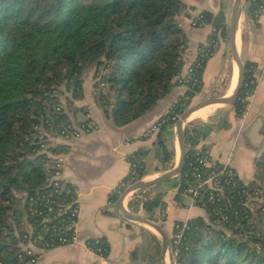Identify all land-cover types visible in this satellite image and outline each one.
Segmentation results:
<instances>
[{
  "label": "trees",
  "instance_id": "trees-1",
  "mask_svg": "<svg viewBox=\"0 0 264 264\" xmlns=\"http://www.w3.org/2000/svg\"><path fill=\"white\" fill-rule=\"evenodd\" d=\"M184 9L182 0H0V264H28L35 259L22 246L39 235L43 240L36 246L43 250L73 238V230L66 228L71 223L72 193L67 192L72 185L50 183L56 173L51 167L55 157L66 149L50 145L48 135L65 137L75 126L69 115L73 104L67 100L65 108L59 88L64 86L73 100H81L83 76L95 67L96 88L103 85L111 92L110 96L102 92L98 101L106 118L118 128L139 120L171 93L174 79L182 73L187 38L177 18ZM262 9L263 0H245L247 19L256 21ZM201 15L204 27L211 26L213 32L200 47L216 53L215 44L228 39L226 12ZM206 63L194 67L201 84L186 92L189 101L180 98L173 113L159 123L157 159L163 170L174 159L165 135L175 124L172 118L182 116L201 92ZM244 69L245 82L233 105L240 117L247 107L244 99L257 85L256 65L245 62ZM77 125L90 130L88 122ZM210 131L206 125L186 130L187 154L179 177L190 178L198 167L196 148ZM129 162L137 166L142 180V154L132 155ZM257 165L263 169L264 161ZM172 181L183 195L184 184L178 178ZM127 182L128 178L111 196L113 205ZM260 189L256 184L247 188L243 182L226 185L216 204L203 196L198 207L209 219L189 222L178 264H264V204L255 213L244 205V193L254 197ZM164 207L160 194L143 205L155 222L156 211ZM87 243L95 253L100 250L107 256L104 240Z\"/></svg>",
  "mask_w": 264,
  "mask_h": 264
},
{
  "label": "crops",
  "instance_id": "crops-1",
  "mask_svg": "<svg viewBox=\"0 0 264 264\" xmlns=\"http://www.w3.org/2000/svg\"><path fill=\"white\" fill-rule=\"evenodd\" d=\"M182 3L185 9L177 22L186 35L187 44L180 77L194 63L198 49L208 42L213 32L211 26L193 27L192 20L205 12L216 15L222 9L227 15L226 0H182ZM223 42L220 40L216 53L207 61L202 75V93H211L213 97L231 96L238 82V67ZM237 44L243 64L251 62L256 65L255 92L243 116H238L235 110H228L222 118L226 122L223 129L214 123L212 126L208 124L211 131L197 148L205 149L215 161L232 167L242 181L249 183L256 176V167L264 148V0L263 9L256 21L246 16L241 19ZM177 82L178 77L173 81L171 93L151 112L120 128L104 115L98 102L99 89L94 81L84 82V97L75 101L74 112L69 115L74 127L88 122L90 130L81 133L80 137L48 135L50 145L66 149L64 154L57 156L63 158L61 179L77 188V240L70 245L49 250L32 245L35 247V264H142L143 256L140 254L152 247L148 242L149 235L153 237L158 234L144 224L126 220L116 205L110 202V198L123 187L130 171L129 157L134 154L141 153L143 156L146 181L160 177L179 164V145L172 138L174 159L169 169L159 167V131L148 133L152 126L170 113L176 101L186 94V88ZM172 134L169 128L165 135L166 145L170 143ZM151 188L150 197L160 194L165 203L164 209L157 210L156 214L162 216L161 227L169 238L166 264H170L171 241L176 224L198 218L208 221L209 217L204 209L191 207V202H185L186 197L179 194L176 182L170 181ZM136 197L139 195L132 193L125 200L126 207L131 211ZM145 199L147 201L149 197ZM145 202L140 203L137 211L133 212L144 214ZM91 239L105 241L109 247L107 256L97 254L88 247L87 241Z\"/></svg>",
  "mask_w": 264,
  "mask_h": 264
},
{
  "label": "built area",
  "instance_id": "built-area-1",
  "mask_svg": "<svg viewBox=\"0 0 264 264\" xmlns=\"http://www.w3.org/2000/svg\"><path fill=\"white\" fill-rule=\"evenodd\" d=\"M202 20H203V15L199 14L194 18V20H192L191 24L195 28H202L204 27ZM217 47L218 44H215L214 48L217 49ZM214 54L215 53L213 54L208 53L204 48L200 47L198 49L197 58L194 61V63L189 67V69L183 76L181 77L178 76V82H177L178 85L185 87L187 92L191 87L199 86L201 83L198 80V78H196L194 67L200 66V64L203 63L204 61H208L210 58L214 56ZM253 94L254 93L247 94L246 98L244 99V102L248 104V101L253 96ZM184 99L186 101H189L188 97H184ZM180 101L181 99L177 100L174 106L172 107V109ZM172 109L170 113L171 112L173 113ZM179 117L180 116L177 115L174 116L172 118V121H174L176 124V122L180 119ZM157 131H159V123L152 126V128L148 133L153 134ZM83 132H88V130H84V128L81 126L73 127L72 132L68 134V137L71 136L80 137L81 133ZM196 150L197 152H196L195 162L198 165V167L192 170L190 174V178L189 177L187 178V176H185V178L178 177L179 184L181 185L184 184L183 196L190 199L191 207H198L203 196H207L209 203L216 204L220 202L224 197L223 195L225 193L226 185L236 186L237 183L243 181L239 178L238 174L232 167H230L227 164H221L215 161L212 158L211 154L205 149L196 148ZM55 159L56 162L51 167L54 170H56V173L51 177L50 183H53L54 186L58 187L63 182L60 174L63 164V158L55 157ZM136 168H137L136 165L130 164V171L127 177L128 178L127 187L139 181ZM71 185L73 189L67 192V193H72V202L70 204L71 223L66 228L67 230H73V238L71 241H68V239H60V241L64 243L63 245H70L77 240L76 228L79 218L78 192H77V188L73 184ZM243 185L248 188L250 184L248 185L243 182ZM244 194L247 195L246 202L244 203V205L247 206V204L250 202L251 195H249L247 191ZM255 195H257V192L255 193ZM227 202L230 203V200ZM225 220H227L226 217L224 218V221ZM188 227H189V222H183L176 224L174 228V235L171 241V253L175 264H178L177 261L180 258V250L183 247L184 233L188 229ZM37 239L39 241H42L43 236L39 235ZM29 240L30 242L28 243L27 247L22 250L27 256L34 257L35 254L33 253V249L37 247L36 243L38 240H34V241H32L31 239ZM32 245L35 247H32ZM98 252L100 253V250H98ZM35 263H36V259H32L29 262V264H35Z\"/></svg>",
  "mask_w": 264,
  "mask_h": 264
},
{
  "label": "water",
  "instance_id": "water-1",
  "mask_svg": "<svg viewBox=\"0 0 264 264\" xmlns=\"http://www.w3.org/2000/svg\"><path fill=\"white\" fill-rule=\"evenodd\" d=\"M244 9H245V0H234L231 16H230L229 27H228L229 29L228 41L231 47V55L238 67V82L233 94L228 97L225 96V97L208 98L206 100L199 102L198 104H195L194 106H191L186 112H184L183 115L175 124V131L177 134V141L180 149L179 164L171 171L161 175L160 177L154 180L146 181L142 179L136 182L135 184L127 187L120 195L116 204L117 209L121 212V214L124 216L126 220L134 223L144 224L154 229L160 235V239L162 240L161 264H166V255L170 244L168 236L157 222L151 220L150 218L144 216L141 213H136L128 209L125 205V200L132 193H136L137 191L148 189L172 181L179 177V175L183 171L186 160V154H187L185 124L187 120L190 118V116H192V114L208 106H213V105L232 106L239 99L243 84L245 82V69L238 49L237 34H238L240 21L244 15Z\"/></svg>",
  "mask_w": 264,
  "mask_h": 264
},
{
  "label": "rangeland",
  "instance_id": "rangeland-1",
  "mask_svg": "<svg viewBox=\"0 0 264 264\" xmlns=\"http://www.w3.org/2000/svg\"><path fill=\"white\" fill-rule=\"evenodd\" d=\"M226 2H227V5L225 6V10L227 11V15H228L227 19H228V27H229L230 16H231V11H232V6H233L234 0H226ZM243 16H245V11H244V15ZM223 43L226 45V47L228 49V52L231 55V47H230V43H229L228 39L225 40ZM185 47H186V45H185ZM184 54H185V49H184V52L182 53V57H181L182 61H183V58L185 56ZM94 73H95V67H91V68L87 69L85 74H84V76H83V84H84V82H87L88 80H90V82L94 81V83L96 84V82H98V80L95 79ZM98 89H99V90H97L98 96H100V94L102 92L106 93L107 95H109L111 93L109 91L108 87H103L102 86V87H100ZM58 91H59L58 92L59 98L62 101V103L64 104V106H65V103H66L67 100L72 102L73 105H75L74 104L75 101H80V100H75V99L73 100L72 94L69 93L68 91H66L64 86H61ZM211 95H213V94H211V93L203 94L202 90H201V92L199 94H197L192 99L191 103L189 104V106L187 107L185 112L191 106H194L195 104H198L199 102H201L203 100H206L208 98H215V97H213ZM73 105H72V108H73ZM232 106L226 105V106L217 107V108H209V109H206L205 111L203 110V111H200V112L194 114L189 119L188 123L185 124V132H186V130H192L193 128H200V127H204L205 125L208 126V124L212 126L213 123L217 127H219L220 129L221 128L223 129L226 126V122L222 118L225 115V112H227L228 110H235L234 107H232ZM65 108H66V106H65ZM217 109H218V111H216ZM69 114H71V113H69ZM172 131H173V134H172V136L170 138V141H169L170 143L167 145L168 147L171 148V150H172V146H173L172 145V138L175 139L176 142H178L177 141V134H176V131H175V125L172 128ZM261 151H262V153H261V157H260L259 161L263 162L264 161V148ZM178 154H179V152H178ZM260 164H262V166H263V163H260ZM256 168H257V170H256V173H255L256 174L255 178L252 181H250L249 183H246V182L243 181L245 184H248V185L249 184H256L259 188H261L260 189L261 191L260 190H259V192L257 191V195H254V197H251L250 202L247 204V205H249V208H250L251 211H253V213H255L258 210V208H260V206H262L264 204V198H262V197H264V168L260 169L258 167V165H257ZM143 180H144V178H143ZM149 192H152V190L144 189V190H140V191L136 192V195H139V197H136L135 200H134L135 206H134V208H132L133 211H137V209H138L137 207L139 205H141L140 203L146 201L145 197H147V198L150 197ZM185 202L187 204H189L190 199L185 198ZM143 215L146 216V217H149L145 212H144ZM155 216H156V222L161 226V223H163L162 216L160 214H158V213ZM149 230H153V229L150 228ZM167 233L171 236V234L169 233V230L167 231ZM156 234H158V233L156 232ZM155 236H158V237H155L156 239H154L152 236L149 235L148 242L150 244H152V247H151V249L149 248L148 251H145V252L143 251L140 254V256L141 255L143 256L142 264H161L162 240L160 239V235L159 234L155 235ZM24 245L25 244H23L22 249L27 247V246H24ZM159 249H160V253H159ZM170 264H175L173 257H171V263Z\"/></svg>",
  "mask_w": 264,
  "mask_h": 264
},
{
  "label": "bare ground",
  "instance_id": "bare-ground-1",
  "mask_svg": "<svg viewBox=\"0 0 264 264\" xmlns=\"http://www.w3.org/2000/svg\"><path fill=\"white\" fill-rule=\"evenodd\" d=\"M237 69H238V68H237ZM236 83H237V82H236ZM217 107H222V106H220V105L208 106V107H206V108H203V109H201V110L195 112L194 114H196V113H198V112H200V111H203V110L209 109V108H217ZM194 114H192V116H193ZM192 116H190V118H191ZM190 118H189V119H190ZM189 119L187 120L186 124L188 123ZM151 229H152V228H151ZM153 231H155V230L153 229Z\"/></svg>",
  "mask_w": 264,
  "mask_h": 264
}]
</instances>
